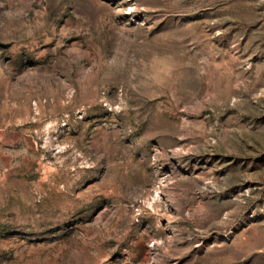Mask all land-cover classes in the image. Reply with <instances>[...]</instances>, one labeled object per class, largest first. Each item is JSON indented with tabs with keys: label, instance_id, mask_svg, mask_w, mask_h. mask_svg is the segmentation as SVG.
<instances>
[{
	"label": "rangeland",
	"instance_id": "obj_1",
	"mask_svg": "<svg viewBox=\"0 0 264 264\" xmlns=\"http://www.w3.org/2000/svg\"><path fill=\"white\" fill-rule=\"evenodd\" d=\"M0 264H264V0H0Z\"/></svg>",
	"mask_w": 264,
	"mask_h": 264
}]
</instances>
